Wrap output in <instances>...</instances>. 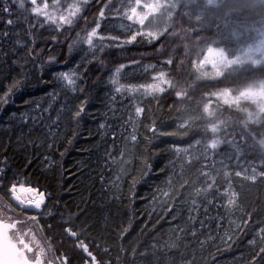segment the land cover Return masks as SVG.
<instances>
[{
    "label": "snow or ice",
    "instance_id": "obj_1",
    "mask_svg": "<svg viewBox=\"0 0 264 264\" xmlns=\"http://www.w3.org/2000/svg\"><path fill=\"white\" fill-rule=\"evenodd\" d=\"M96 3L103 5L99 7L98 14L92 11L90 0H73L66 6L61 0H51V3L49 0H0V20L6 16L15 17L4 20L6 27L0 30V80L9 81L0 95V124L4 125L3 135L7 136V140L0 136V145L7 150L14 143V154L22 152L24 160L22 167H12L9 165L11 157L5 155L3 167H0V264H74L75 257H54L51 243L42 235L44 226L40 225V219L45 220L49 230L52 228V224L47 223L50 219L62 230L61 234L66 233L78 240L79 248L91 258L92 264H104L97 261L89 251L88 244L80 237L87 239L86 234H91L94 229L106 232V224L102 225L100 220L107 221L108 218L90 214L88 201L84 197L76 205L78 213L68 211L66 204L61 210L60 193L47 191L49 187L60 186L59 182L56 185L47 183L56 180L55 174L49 176L47 173L62 169L63 157L84 133H87L84 138L91 141V147L80 149L82 153H87V158L77 162V171L83 177L81 183L86 191L95 188L98 177L100 187L96 189L97 201L105 202L108 192L112 193L114 201L128 199L131 203L137 198L136 186L154 168L159 167L158 162L153 160L154 150L158 147L153 140L171 136L186 137L192 141L188 143L181 139L167 149L171 159L168 160L169 174L163 183L170 191L157 188V192L167 198L161 201V210L165 211V215L175 208L176 214L172 215V220L176 221L182 218L183 211L187 212L183 223L172 230L181 235L176 237V242L170 248L187 249L199 243L201 250L208 244L216 246L217 252L221 250L219 245H225V252L230 251L240 242V236L247 231L253 215L264 216V205L247 210L243 205V192L237 190L233 183L235 178L253 183L258 180L264 182V133L258 137L250 127L264 125V81L246 87L226 85L223 81L229 71L243 61L239 57H229L223 50L217 51L212 46L207 51L200 49L197 58L191 61L196 79L211 78L224 86L204 94L207 102L203 103L202 110H199V101L195 108L191 107L193 97L188 89L193 85L173 80L170 72L163 68V65H167L182 69L184 58L189 57L190 51L182 44H175L176 35H170L169 29L161 27V16L165 8L171 7L167 0H119L118 6L114 0H96ZM85 11L93 16L94 26L90 30ZM106 12L126 19L129 22L127 25L120 24L125 31L112 34L114 29L107 27L111 17ZM81 21L84 27L76 32L74 39L71 38V31ZM102 22L105 23L103 29ZM60 36L65 41L71 40L67 43V56L63 62L52 54L55 47L63 46ZM138 40L148 45L159 44L157 51L167 58L158 71L156 65L145 66L153 71L152 83L126 85L121 83V79L128 65L117 63L120 57L113 53L126 52L128 46ZM161 40L165 43H160ZM169 40L173 44L167 43ZM169 48L171 51H166ZM181 48L184 58L178 55ZM76 57H79L78 61ZM61 63L67 70L59 68ZM72 63L74 67H67ZM131 64L135 67L139 62L132 61ZM106 65H115L114 71L110 70L108 84L111 87L107 90L101 87V76L92 79L96 73L103 72ZM169 90H174L171 108L178 114L175 117L178 121L176 130L160 132L158 122L152 120L145 127L150 135L138 140L135 127L126 134L128 125L132 123V114L128 113V120H124L123 114L132 106L131 98L137 99L134 112L136 117H141L145 114V108L139 106L143 97L155 98ZM176 98L180 101L179 105ZM213 98L220 106L241 113L243 118L234 120L232 111L225 115L220 107L214 108ZM246 103L254 105L255 111L242 107ZM9 105H15V109L9 111ZM90 124L96 125L95 133ZM235 125H239L241 130L240 142H237L234 133L230 139L222 138V134ZM109 134L112 137L110 143L107 139ZM249 136L252 138L251 147L259 155V169L252 164L235 171L233 176L231 171L226 170L227 165L223 160L219 161L221 168L218 169L217 161L209 155L210 150H216L227 142L239 159ZM61 143L64 150L59 152L60 160L53 159L52 155H44L54 149L58 151ZM129 143L137 149L141 143L146 146L139 150V158L129 148ZM210 159L211 164L207 163ZM41 163L43 169L39 167ZM134 163L139 168H133ZM177 167L179 171H176ZM130 168L137 175L132 177L125 195L122 185L131 175ZM27 169L31 171L25 174ZM113 169L114 176L105 175L106 171ZM159 170L165 171L164 168ZM63 175L61 171V180ZM41 178L45 183H41ZM32 184L37 187H32ZM41 187L45 190L40 191ZM153 199L155 202L156 197ZM97 201H92V204L95 205ZM170 202L172 206H169ZM81 204L85 207H80ZM53 208L57 210L55 213L51 210ZM108 211L113 216L119 215L118 209L115 213L111 209ZM65 212L67 219L64 218ZM236 212L242 213L238 222L230 218ZM225 218H228L227 228H223ZM76 221L80 223L76 224ZM258 223L264 225V219ZM65 224L70 226L65 228ZM126 231L123 229L120 235ZM201 236L204 239L201 240ZM247 246L251 250V261L245 264H264V227H259L258 232L247 241ZM181 257L180 264H197L194 254L190 260H184L183 253ZM151 264H177V260L173 256L163 259L156 257Z\"/></svg>",
    "mask_w": 264,
    "mask_h": 264
},
{
    "label": "trees",
    "instance_id": "obj_2",
    "mask_svg": "<svg viewBox=\"0 0 264 264\" xmlns=\"http://www.w3.org/2000/svg\"><path fill=\"white\" fill-rule=\"evenodd\" d=\"M235 2L230 5L224 6V4L220 6H210L207 3L202 6V11H197L195 5H189L188 9H192L193 11H189L184 18L185 24L189 23L192 26L196 27L198 33L202 31L213 32L218 37L211 43L219 40L220 35L222 34L221 25L223 24V18L225 16H229V13L233 12V15L236 17L235 23L243 26H246L239 21L245 20L244 16L249 15V18H257L259 13L257 11H251L247 8V5L251 3V0H233ZM248 1V2H247ZM107 2V0L105 1ZM182 2V1H181ZM180 2V4H181ZM95 2H93L94 4ZM116 5V4H115ZM117 6V5H116ZM98 10V9H97ZM97 10L95 13L98 14ZM15 11V9H14ZM243 16H241V15ZM106 15L111 17V19L107 22V27L110 29H114L112 34H121L122 31L118 28L120 23L117 21L115 14L113 12H106ZM90 16V17H89ZM89 30L90 27L94 26L93 16L89 14ZM182 17V14L177 13L172 16L170 19L168 29L172 32L174 29L181 27L178 23L179 18ZM221 17L220 21L219 18ZM10 17H4V20ZM4 20H0V30L6 27ZM84 27L83 21L79 24V26L75 27L73 31H71V38L76 37V32H79L80 29ZM105 27V23L102 22V29ZM247 29V28H246ZM43 31V30H41ZM54 34V33H52ZM73 34V35H72ZM83 35V33H81ZM224 35L229 37V31L226 33L224 31ZM123 38V37H122ZM60 39L63 40L62 47H55L52 50V54L56 55L57 58L63 62L65 57L67 56V43L71 42V40L65 41L63 36H60ZM160 43H165L162 40ZM169 44H173V41H167ZM175 44H182L186 46L189 51V57H183V48L179 50V53L182 55V58L185 59V65H187L188 73H179L176 71V67H169L167 65H163L165 71H169L171 74V78L173 80H177V74L180 77L181 82H186L188 84H192L193 86L188 89L189 95L193 97L191 101V107H196L197 101L200 102L202 110L203 103H206L205 93L212 92L216 90L218 87H223L224 84L227 85V82L217 83L215 80H206V79H196V73L191 66V58L196 49V46L192 48L191 41L182 39L174 42ZM86 47V46H85ZM159 44L148 45L147 43L138 42L129 45L128 50L124 53H113V55H118L120 58L117 63H123L128 65V67L123 70L121 83L123 84H132V85H140V84H150L152 83L153 71L149 68L146 69L143 62L153 63L156 65V70H160L163 61L167 58L164 55H160L157 49H159ZM166 51L170 52L171 49H166ZM142 52L147 53L148 56L144 57ZM44 56H47V52L44 53ZM79 60V57H76V61ZM137 61L139 62L138 66L133 67L131 62ZM67 67H74V63L68 64ZM62 70H67L64 67L63 63L59 66ZM115 66L106 65L103 72H98L92 76V79L95 80L97 76L102 77L101 87L105 90L109 89L111 86L108 84V77L110 75V70L114 71ZM264 78V64L257 68H252L247 66L241 69L234 77V80L241 85H245L248 83L256 84L258 80ZM9 83L8 80H0V95L3 94L6 85ZM104 84V86H103ZM137 97H139V93H137ZM174 98V90H169L168 93L160 94L158 97H143L142 101L139 103V106L145 108V114L141 117H136L134 112V105L138 102L136 98H131V105L127 112H125L124 120H128V113L132 114V123H130L126 129V134L131 133L132 128L135 127L137 132L138 140L141 138L150 135L149 132L145 130V127L150 124L152 120H156L157 127L160 132H171L176 130V123L178 121L175 120V117L178 115L177 112L171 108L173 104ZM19 101V98H17ZM81 99H83V95H81ZM119 99V97H118ZM177 104L179 105L180 101L176 98ZM128 102L127 99L125 101ZM214 108L220 107L221 111H224L225 115L230 114V111L227 109V106H220L218 102L213 104ZM15 105H9L8 110H14ZM198 110V109H197ZM145 116L148 118L145 119ZM232 116L234 120L242 119V114L239 116L236 112L232 111ZM163 125V127H161ZM90 127L95 133L96 125L90 124ZM252 131L259 135L264 133V125H251ZM240 128L239 125H235L230 127L226 133L222 134V138L230 139L231 134H236L237 142H240ZM4 133V125L0 124V136H3L4 140H7V136L3 135ZM85 136L87 133H84V136H81L79 141L75 143V145L70 148L67 155L63 157L62 160V169H56L52 173H47L49 176L55 174V181H48L47 183H51L56 185L59 182V187H49L47 191H57L60 194L67 193L68 191L71 193L69 195L70 203L67 205L68 211L72 213H78L77 203L80 202L81 197H84L85 200L88 201L89 205V213L93 216L100 215L102 217L108 218L107 221L105 219H101L100 223L106 224L107 231L104 232L101 229L94 230V239L92 240V245H90L91 249L89 251H95L97 254V260L103 261L104 264H151V262L156 257L166 258L168 256H173L177 260V264H180L181 253H183L184 260L192 259L193 254L195 255V259L197 264H213V260L215 259V264H245V262L251 261V256L249 255L250 249L247 246V241L251 239L256 232H258L259 227H264V225H260L258 222L261 219H264V216L261 215H253V219L249 223V227L245 234L240 236V242L236 243L230 251L225 252L223 249L225 245H219L220 251L217 252L216 246L205 244L203 250H201V246L199 243L192 244L191 247L184 249L181 248L179 250L170 248V245L176 242V237L180 236L179 232H173L172 230L176 228L178 224L183 223V219H186L187 212H182V218H178L176 221L172 220V215L176 214L175 208L173 211L167 215H165V211L161 210V201L166 200L162 194L157 192V188H161L165 191H170L168 186L163 183L166 180L169 169H168V160L171 159V156L167 149L178 140L184 139L186 142L191 143L192 141L187 140V138L181 137H171V136H161L159 140H153V144L158 145V147L154 150L153 160L157 161L159 167L154 168L147 176L144 177L143 180L136 186V192L138 194L137 198L133 202H129L128 199L123 200H113V195L111 192H108L105 201H97V192L96 189H99L100 184L98 177L96 178L97 182L94 189L85 190L81 181L83 177L77 171L78 161L87 158V153H82L80 151L81 148H89L91 147V141H86ZM198 138L194 137L193 139ZM210 138V134L209 137ZM109 143L111 142V134H109L108 138ZM13 141H15V136H13ZM164 141V143H161ZM252 138L249 136L247 144L244 145V153L242 156L237 159L234 150L230 144L227 142L218 146L216 150H210L209 155L213 157L215 161H217L216 167L218 169L221 168L219 161L223 160L227 165L228 171L234 173L240 167L241 161L248 160L255 162L256 165L259 166V155L256 152V149L251 147ZM15 144L13 143L11 146L5 150L3 145H0V167H3L4 156L7 155L11 157L9 160V165L12 167L20 168L22 167L23 153L14 154L13 148ZM146 146L144 144H140L139 149L135 148L131 143H129V148L137 153V158H139V150L144 149ZM64 150L63 143L58 146V151L53 150L51 153L45 152L44 155H52L53 159L60 160L59 152ZM163 150V151H162ZM31 152V147L29 148ZM229 157H231L229 159ZM95 158L93 157V160ZM43 160V157H40V161ZM203 163V162H202ZM207 163L211 164L212 160L210 159ZM94 166V165H93ZM41 169H43V164L39 165ZM199 167V165H197ZM133 168H139L138 164L133 165ZM164 168L165 171L161 172L159 169ZM31 169L25 170V174ZM63 171V179L60 178V172ZM176 171H179V167H177ZM105 175L108 177L114 176V169L112 171H106ZM137 175L136 171H132L131 175L127 176L123 181L122 190L127 195L128 184L131 182L132 177ZM222 182V179H221ZM41 183H45L43 178H41ZM234 185L237 190H241L243 192V205L247 208V210L252 211L253 209L258 208L260 205H264V182L257 181L255 183L251 181H242L240 178H235L233 180ZM242 185V187H241ZM31 186L37 187L36 184H32ZM71 186V187H69ZM197 186H200L199 184ZM41 190H45L43 187ZM67 190V191H65ZM105 191L107 192V187H105ZM119 195V193H117ZM154 196L156 197V201L154 202ZM7 199V197H6ZM92 201H97L95 205L92 204ZM63 206V203H62ZM171 205V202L169 204ZM80 207H85L84 204H81ZM104 209L103 211H101ZM108 209L112 210V213H115L117 209L119 210V215H111ZM61 210H63L61 208ZM223 210L221 209V212ZM151 213V215H149ZM214 214V213H213ZM242 215L240 212H236L230 218L234 221L238 222L239 216ZM64 218L67 219V212L64 214ZM82 217L81 219H83ZM59 219V217H57ZM41 226H44V236L45 238H51L50 243L55 247V250L60 254H65L70 259L75 257L74 264H82V262H86V254H84L79 246V241L75 238L70 237L68 234H61V229L56 227L55 223L52 220H48V224H52L51 230L47 228L45 225V220L40 219L39 221ZM80 221H76V224H79ZM129 223L131 226H129ZM69 224H65V228L69 227ZM213 228H215V223H213ZM228 227V218H225L223 221V228ZM234 227V225H233ZM123 229H127L126 232H123V235H120V232ZM76 230V229H73ZM81 240L84 241L83 236L80 237ZM200 239H204L203 236ZM184 243H189L188 241H184ZM219 244V241L216 242ZM102 248V254L97 252V248ZM114 248V254L110 248ZM107 256H106V255ZM243 257V259H241Z\"/></svg>",
    "mask_w": 264,
    "mask_h": 264
},
{
    "label": "rangeland",
    "instance_id": "obj_3",
    "mask_svg": "<svg viewBox=\"0 0 264 264\" xmlns=\"http://www.w3.org/2000/svg\"><path fill=\"white\" fill-rule=\"evenodd\" d=\"M115 1H118L117 3L119 5V0H114V4H116ZM72 2L73 0H61V3L65 6ZM90 2L92 3L93 6H98V3H96V0H90ZM93 2L95 3L93 4ZM233 2L235 1L233 0H167V3L171 5V7L165 8L164 13L161 16V21H162L161 27L168 29V25H169V22L172 16L177 13L182 14V17H180L178 21L181 27L174 29L172 32H170V35H176L178 40H182V39L188 40L189 39L192 43V48L196 46L197 50L195 51L193 55H191L192 56L191 61L197 58L196 55H197L198 50L203 49L207 51V48L209 46L214 47L217 51L223 50L224 52L228 54L229 57H232L234 59L239 57L240 60H242L243 62L238 63L233 69L229 71V73L224 79V82H227V85L233 86V87H246V86H250L254 84L252 83H248L245 85H241L240 83L238 84L234 80V77H236V74L241 69L247 66H250L252 68H257L264 64V0H251V3L247 5V8L251 11L262 12L258 14L257 18H249V15H247V16H244L246 18L245 20L239 21L240 23L244 24L247 29L235 23L236 17L233 15V12L229 13L228 17L225 16V18L222 19L223 20V24L221 25L222 34L220 35L219 40L217 39V41L213 43H211V41H213V38L216 39L218 37L215 33L213 32L205 33L203 31L201 33H198L196 30V27L192 26L189 23L185 24V20L183 18L184 17L183 14H188L189 11H193L192 9H188V6L192 4L195 5L197 11L200 12L203 10L201 9L202 6H204L206 3L210 6H220L222 4H224V6H227V4L230 5ZM49 3H51V0H49ZM102 6L103 5L101 4L99 7H102ZM89 14L90 13L88 11L84 12V15L87 17L89 16ZM115 17H116V14H115ZM116 19L120 24L124 23L127 25L129 23L126 21V19H119V18H116ZM220 19L221 17L219 18V21ZM118 26H119L118 28L122 32L125 31L124 29L120 28V25ZM224 31L226 33L229 31V37H226L224 35ZM149 65H154V64L147 63V66ZM112 66H115V65H112ZM149 69L152 70L151 68ZM208 70L210 71V68ZM204 79L213 80L211 78H204ZM260 81H264V78L258 80V83ZM205 100H207V97L205 98ZM215 102L217 101H215V98H213V104ZM242 107L255 111V106L252 104L246 103L242 105ZM236 113L239 116L241 115V113H238V112ZM252 164L257 166V168L259 169V166L256 165L255 162L243 160L241 161V164L239 165L240 167L237 169V171L242 170L243 168L249 167ZM17 211L19 212V209H17ZM42 235L44 236V232L42 233ZM46 239L50 242L49 239L51 238H46ZM52 249H53L54 257L62 258L63 256H66L65 254L58 253L55 250V247L53 245H52ZM80 250L82 251V249ZM86 258H87L86 262H82V264H86V263L92 264L91 258H89L87 254H86Z\"/></svg>",
    "mask_w": 264,
    "mask_h": 264
},
{
    "label": "bare ground",
    "instance_id": "obj_4",
    "mask_svg": "<svg viewBox=\"0 0 264 264\" xmlns=\"http://www.w3.org/2000/svg\"><path fill=\"white\" fill-rule=\"evenodd\" d=\"M118 1H115V3L118 5V3H117ZM101 4H98V6H93L92 7V11L93 12H95L98 8H99V6H100ZM183 16L185 17L186 16V14H183ZM10 18H15V17H10ZM54 33V32H53ZM55 34V33H54ZM45 35H48V33L47 32H45ZM73 35V34H72ZM59 39H60V37H59ZM62 42H63V40L62 39H60ZM64 43V42H63ZM142 54H143V56L144 57H147L148 56V54L147 53H144V52H142ZM178 55L182 58V55L178 52ZM143 64H144V66H147V64H146V61L145 62H143ZM104 71V70H103ZM176 71L177 72H179V73H188V69H187V65H185L184 64V67L182 68V69H177L176 68ZM177 77V80H180V77H179V75L177 74L176 75ZM103 86H104V84H103ZM129 171H130V173L133 171V168H130L129 169ZM71 193L68 191L67 193H65L64 194V196H63V194H60L61 195V206H62V203H63V205H69V203H70V198H69V195H70ZM62 209H63V206L61 207ZM52 211H53V213H55L57 210L55 209V208H53V209H51ZM95 230V229H94ZM94 230L91 232V234H86V235H88V238L87 239H85V237H83L84 238V241H85V243L86 244H88V246H89V249H91V247H90V245H92V240L94 239ZM90 244V245H89ZM111 249V251H112V254H114V248H110ZM91 251V250H90ZM95 256H97V254L95 253V251L93 250V251H91ZM97 252L99 253V254H102V248L101 247H98L97 248ZM106 255V254H105ZM107 256V255H106Z\"/></svg>",
    "mask_w": 264,
    "mask_h": 264
},
{
    "label": "flooded vegetation",
    "instance_id": "obj_5",
    "mask_svg": "<svg viewBox=\"0 0 264 264\" xmlns=\"http://www.w3.org/2000/svg\"><path fill=\"white\" fill-rule=\"evenodd\" d=\"M76 246H79V244L78 245H76ZM87 264V263H86Z\"/></svg>",
    "mask_w": 264,
    "mask_h": 264
}]
</instances>
